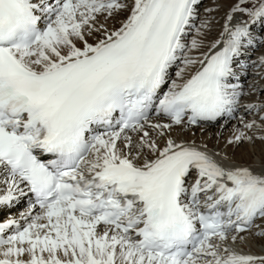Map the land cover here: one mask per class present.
I'll return each instance as SVG.
<instances>
[{
	"label": "snow or ice",
	"instance_id": "6c2138e0",
	"mask_svg": "<svg viewBox=\"0 0 264 264\" xmlns=\"http://www.w3.org/2000/svg\"><path fill=\"white\" fill-rule=\"evenodd\" d=\"M200 3L0 0V264H264L236 246L264 237V160L170 135L264 112L232 82L264 0L207 45ZM240 122L229 144L264 140V115Z\"/></svg>",
	"mask_w": 264,
	"mask_h": 264
},
{
	"label": "bare ground",
	"instance_id": "6f19581e",
	"mask_svg": "<svg viewBox=\"0 0 264 264\" xmlns=\"http://www.w3.org/2000/svg\"><path fill=\"white\" fill-rule=\"evenodd\" d=\"M233 3H235V0H210L208 3H205V5L198 6V11H199L198 16L203 17V20L207 19L209 21V27L205 30L208 33V38L205 40L206 45L212 39L217 38L219 33L222 31V26L225 23L226 14ZM205 9H213V11L206 12ZM126 15L127 13H121L120 15L114 18H110L107 21L108 26L119 27L120 22L125 19ZM243 18L246 19L247 17H243ZM252 31L257 32L256 26L253 27ZM262 56H264V47L258 49L255 52V57L253 56L254 58H256L255 64L261 65V67L257 68L256 70L255 68L248 69V73H250L249 74L250 81L252 82H250L248 86L245 85V87L242 88V91L245 93L243 97H245V101L248 102V104L264 102V64L260 62V57ZM256 81L258 82L256 83ZM256 120L260 122L258 118H256ZM229 125H233L234 127L235 123ZM229 125H225V127L227 128ZM204 127L205 125H202L199 128L196 127L198 129H194L195 127H192L191 129L188 130L185 129L183 131L177 127L174 128V130L170 133V135L173 138L182 137L183 139H187V140H195V142L199 145L207 144L208 148L214 149L220 152L221 154H223L224 150L227 149L228 152L230 153L228 154V157L233 156L234 160L238 164L258 165L261 162V160H264V140H261L259 138H256L254 140V146H253L254 155H252L251 152H249V150L247 152L244 146H242V148H239L238 150L236 149L237 151L235 153H232L233 147L229 146L227 143L219 139L220 133L222 132L220 125L216 129L211 128L209 126L205 128ZM225 127H223L222 130ZM235 128H239V127H236L235 125ZM204 130L206 131L204 134H202L200 131H204ZM253 133H255L256 137H259L260 135H264V129L254 128L251 131V133H249V135H252ZM166 138L167 137L161 139L160 141L161 144H163L164 139ZM218 139L219 142L216 145V141ZM254 156L258 158V161H255L253 159ZM261 227H264V224H262ZM245 235L248 236L247 239L252 238V242H256L259 246H262L264 248V237L258 236L257 238H255L252 234H247V233ZM248 245L252 246L251 244ZM252 250L257 252L258 255H264V250L262 249L253 248Z\"/></svg>",
	"mask_w": 264,
	"mask_h": 264
},
{
	"label": "rangeland",
	"instance_id": "374dc122",
	"mask_svg": "<svg viewBox=\"0 0 264 264\" xmlns=\"http://www.w3.org/2000/svg\"><path fill=\"white\" fill-rule=\"evenodd\" d=\"M237 18H239V15L237 16ZM257 32H258V30H257ZM218 126H216V127H211V128H214V129H216ZM221 127V126H220ZM229 127V128H228ZM227 128L225 127L223 130H222V128H221V133H220V136H219V139L220 140H222L223 142H225V143H227L229 146H231V147H233V149H232V153H235L239 148H242V146H244L245 147V149H246V151L248 152V150H249V152H251V154L252 155H254V152H253V146H254V142H249V141H244V142H242V143H233V144H229L228 143V140H229V137H231L232 135H233V133H234V131H235V129H237V128H235V125H234V127H233V125H229ZM236 127H238L237 125H236ZM199 128V127H198ZM198 128H194V129H198ZM186 130H188V129H186ZM203 130V129H202ZM205 131L206 130H204V131H200L202 134H204L205 133ZM224 131V132H223ZM249 134V133H248ZM182 138V137H181ZM183 139V138H182ZM219 139L216 141V145L218 144V142H219ZM247 146V147H246ZM237 149V150H236ZM224 153H226L227 155L228 154H230L229 152H228V150L227 149H225L224 150ZM232 159L231 160H233V161H235L234 160V157L233 156H230ZM253 159L255 160V161H258V158L256 157V156H254L253 157ZM236 162V161H235ZM248 237V236H247ZM252 237V236H251ZM249 240V241H248ZM251 244L252 246H253V248H257V249H262V250H264V248L262 247V246H259L256 242H252V238H250V239H247L246 240V244ZM252 250V249H251ZM258 255V254H257Z\"/></svg>",
	"mask_w": 264,
	"mask_h": 264
}]
</instances>
